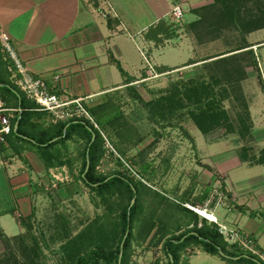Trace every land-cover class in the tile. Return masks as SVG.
<instances>
[{
    "label": "rangeland",
    "instance_id": "374dc122",
    "mask_svg": "<svg viewBox=\"0 0 264 264\" xmlns=\"http://www.w3.org/2000/svg\"><path fill=\"white\" fill-rule=\"evenodd\" d=\"M123 1L126 4L115 6L124 21L122 30L129 27L131 33H136L142 28L141 39L150 41L152 47L159 49L158 58L146 61L140 55L144 52L138 37L140 32L136 39L140 51L130 38L126 39L124 44H127L131 58L137 63L144 61L145 66L140 71L149 80L138 85H124L107 94L99 103L90 105V108H96L95 118L100 120L98 123L94 118L102 138L103 155L113 154L111 146L135 172L129 176L143 185L140 187L141 217L132 230L129 264H166L167 257L162 249L164 239L191 227L190 214L179 209L180 206L190 210L187 205L206 209L208 214L213 215L212 207L223 214L233 205L219 183L216 186L212 184L220 179L219 175L208 176L209 170L204 169L199 161L208 148L201 151L196 148V143L214 140L216 146L211 147V154L230 152L240 155L243 150L241 144L254 138L249 133L250 118L239 84V79L253 68L246 69L240 65L244 61L232 60L210 67L207 55L211 43L200 46L196 42L194 35L200 28L188 26L192 22L189 21L188 12L193 13L190 11L193 9L201 14L203 11L198 7L213 2L217 8L223 6L225 10L236 11L237 18L235 23L232 22L236 27L243 22L238 18L247 20L258 17L264 0H179L189 9H185L179 21L172 19L173 6H170L174 0ZM166 8L167 11L157 18V12ZM104 9L112 13L111 5H106ZM229 26V32L224 33L225 30L222 33L215 50L225 48L224 41L233 31ZM202 47L206 49H200ZM200 60L203 62L200 63ZM149 66L154 69L153 76L147 72ZM189 79L200 88L201 85L208 87V100L217 103L218 110L225 111V114L220 112L222 115L213 123L206 121L207 124L203 126L207 128L205 134L200 129L202 123L195 122L191 114L199 112L204 106L203 102L189 105L190 101L184 96ZM134 93H138L147 106L134 98ZM0 98L6 107L13 106L2 98L1 93ZM180 103H183L182 107ZM82 145L81 139L74 137L50 152L53 158L48 155L52 159L48 167L53 168L57 175L55 187L70 185L73 196L65 203L57 201L50 212L43 211L36 219H27L30 229L26 228L24 233L9 237L6 243L0 240V264H75L77 258L88 256L95 246H102L105 250L116 247L119 238L118 215L127 198L119 192L98 194L80 180L81 160L76 155ZM23 148L31 149L27 144ZM259 152V158H263L264 149ZM100 159L96 165L97 173L104 176L120 172L128 175L122 169L120 159L113 166L106 164L104 167L100 166ZM195 213L199 221L205 219L207 223L215 224ZM213 216L217 217L215 214ZM217 220L229 227L234 226L233 222ZM12 223L16 221L12 219ZM197 249L200 248L194 244L185 248L179 255V264H190V259L195 261ZM202 256L206 258L204 253Z\"/></svg>",
    "mask_w": 264,
    "mask_h": 264
},
{
    "label": "crops",
    "instance_id": "0c3cea01",
    "mask_svg": "<svg viewBox=\"0 0 264 264\" xmlns=\"http://www.w3.org/2000/svg\"><path fill=\"white\" fill-rule=\"evenodd\" d=\"M122 4L126 2L0 0V31L9 36L16 56L33 76L42 78L52 92L68 98H83L90 107L102 101L110 92L123 87L127 81L131 80L130 85H138L149 80L140 71L145 66L144 61L137 63L131 58L127 44H124L126 39L130 38L139 50L136 39L140 32L138 37L144 46L141 47L144 52L140 55L147 60L158 58L159 49L152 47L150 41L141 39L142 28L136 33H131L129 27L122 30L124 21L121 12L115 7ZM176 4L181 5L183 12L189 10L175 0L170 8ZM106 5L112 6L111 14L104 9ZM202 7H198L199 10ZM167 9L157 12V18ZM213 11L212 8L207 22L202 26L197 25L200 31H196L198 33H194V37L200 46L211 43L207 61L213 68L214 60L219 57L246 51L252 53H244L241 56L244 62L240 65L246 69L253 68V71L247 70L246 75L238 78L250 118L249 133L254 138L241 144L243 150L240 155L230 152L211 154V147L216 146L214 140L197 142L196 148L201 151L208 148L199 161L204 169L209 170L208 176L219 175L221 180L216 179L212 184L216 186L219 183L233 201L232 207L223 214L212 207L210 210L213 215L230 224L233 222L234 226L250 233L264 254V157L259 158V150L264 149V6L260 5L256 18H238L239 21L255 24L252 27L248 24L235 27L232 22H228L220 29V23L217 25L214 21ZM228 11L226 9L225 13L232 14L231 19L236 20V11ZM188 16L189 21L200 18V14L194 12H188ZM118 17L121 20H117ZM229 25L232 26L233 34L227 36L224 49L215 50L218 39ZM227 32L229 30L224 33ZM242 46L246 47L235 50ZM203 47L200 49H206ZM253 58L255 63L251 60ZM254 149L256 151L253 152ZM255 153H258L257 156H254ZM41 160L40 154L33 148L23 150L18 155L9 148L4 150L0 158V231L8 237L24 233L27 219L34 220L41 212H50L55 208L57 201L65 203L73 196L72 186L61 184L55 187L57 175L54 169L47 167ZM12 219L16 221L15 224ZM196 252L195 261L190 259L188 263L227 264L201 249ZM203 253L206 258H203Z\"/></svg>",
    "mask_w": 264,
    "mask_h": 264
},
{
    "label": "trees",
    "instance_id": "16d2710c",
    "mask_svg": "<svg viewBox=\"0 0 264 264\" xmlns=\"http://www.w3.org/2000/svg\"><path fill=\"white\" fill-rule=\"evenodd\" d=\"M222 7L221 9L216 8V3L214 4L213 2L206 4L200 9V11H203L200 14V18L190 22L188 26L190 28L198 24L202 26L204 22L209 20L208 15L212 8L214 9V21H216L217 25L220 23L218 26L220 29L225 24H229L230 22L235 23V20L231 19L232 14H226L224 7ZM190 11L197 14L199 12L193 9H190ZM242 24H248L250 27L253 26L250 21H245ZM244 47L246 46L236 48L235 50L243 49ZM244 53L245 55H249L251 52H239L230 56L219 57L214 60V66L218 63L228 62L230 60L240 62L242 60L241 56H244ZM251 60L255 63L254 58ZM119 70L123 73V69L120 66ZM191 80L192 79L187 80L188 84H186L187 88L184 91V96L190 101L189 105H197L203 102V108H200V111L196 114L193 112H191V114L196 120L195 122L198 121L202 123V128L200 127V129L202 133L205 134L207 128H203V126L206 121L208 123H213L215 120L219 119L220 115L225 114V111L222 109L218 110L217 103L208 100V97H206L209 93L207 92L208 87L201 85L200 88ZM130 82L131 80L124 84L128 86ZM0 93L8 104L11 103L13 105L10 107L21 108V111L16 113L15 117L12 119V131L11 134L7 136V142L14 154H20V152L25 149L23 147L27 144L40 154L43 163L48 167L52 164V159H50L48 155L53 158L50 152H52L57 145L60 143L64 144L74 137L80 138L83 145L80 147V152L76 155V158L81 160L80 180L98 194L107 191L119 192L127 198L126 203H124L118 215L119 238L116 247L112 250H105L102 246H95L88 256L77 258L75 264H129V248L132 230L135 223L141 217L140 193L142 190L140 187L143 185L136 183L131 176L121 172L106 176L96 172V165L104 152L102 148V138L100 132L87 122L75 121L54 125L42 124L39 120L41 113L36 111L35 104L26 99L20 90L10 81L9 72L6 69V60L1 50ZM133 97L142 105L147 106L138 93H134ZM180 106L182 107L183 103H180ZM95 109L96 108L93 106L91 108L89 107V111L94 118L96 117ZM220 112H222V114H220ZM96 120L100 123L99 118ZM16 121H18V123L14 127ZM2 150H4L3 147ZM87 160L88 168L85 170ZM132 198H134V202L131 204ZM179 209L190 214L192 218L191 227L181 234L175 235L173 233L164 239L162 249L167 257L166 264H179L180 253L191 244L198 246V248L207 254L219 257L227 264H264L250 254L242 252L236 245L227 244L222 235L218 232L215 224H209L205 219L199 221L198 215L185 206H180ZM199 222H201L200 225ZM24 225H26L27 229H30V226L25 222ZM126 231H128V233L123 239ZM9 239V237L0 231V240L6 243ZM120 251H122V255L119 262Z\"/></svg>",
    "mask_w": 264,
    "mask_h": 264
},
{
    "label": "built area",
    "instance_id": "2783aa9c",
    "mask_svg": "<svg viewBox=\"0 0 264 264\" xmlns=\"http://www.w3.org/2000/svg\"><path fill=\"white\" fill-rule=\"evenodd\" d=\"M182 13L183 9L181 5H174L171 9L172 19L175 21L180 20ZM0 48L6 60V69L9 72L10 81L20 90L26 99L35 104L36 111L41 113L39 120L42 124L54 125L58 123L84 121L99 131V127L89 111V106L84 103V99L63 97L60 94L52 92L42 78L33 76L25 68L10 45L9 36L2 31H0ZM149 67L147 72L149 75H152L154 69L151 66ZM20 111L21 108L19 107H6L0 98V158L4 150L10 148L7 142V136L10 135L12 131V119L15 117V114ZM2 147L4 150H2ZM109 147L113 151V154H104L100 159V166L104 167L106 164L113 166L117 159H120L123 162L122 169L125 170L128 175L133 176L135 172L131 166L124 161L111 146ZM187 206L198 213L196 207ZM207 219L215 223L218 232L222 235L227 244L236 245L242 252L250 254L264 263V254L258 248L254 237L250 233L235 226L229 227L225 223L218 221L217 217L213 215H211V218Z\"/></svg>",
    "mask_w": 264,
    "mask_h": 264
},
{
    "label": "bare ground",
    "instance_id": "6f19581e",
    "mask_svg": "<svg viewBox=\"0 0 264 264\" xmlns=\"http://www.w3.org/2000/svg\"><path fill=\"white\" fill-rule=\"evenodd\" d=\"M197 210H198V213H199L200 215H202L203 217H205V218H211V215H209L208 212H207L206 210L199 209V208H197Z\"/></svg>",
    "mask_w": 264,
    "mask_h": 264
},
{
    "label": "water",
    "instance_id": "95a60500",
    "mask_svg": "<svg viewBox=\"0 0 264 264\" xmlns=\"http://www.w3.org/2000/svg\"><path fill=\"white\" fill-rule=\"evenodd\" d=\"M17 123H18V121H16V124H15V125H17ZM87 168H88V160H87V162H86V168H85V170H87ZM133 202H134V198H132V200H131V204H132ZM127 233H128V231L125 232V235H124L123 239L126 237ZM121 246H122V243H121ZM121 255H122V251H120V253H119V262H120V257H121Z\"/></svg>",
    "mask_w": 264,
    "mask_h": 264
}]
</instances>
